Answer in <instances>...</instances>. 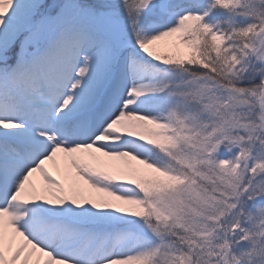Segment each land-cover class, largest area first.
<instances>
[{
	"label": "snow or ice",
	"instance_id": "1",
	"mask_svg": "<svg viewBox=\"0 0 264 264\" xmlns=\"http://www.w3.org/2000/svg\"><path fill=\"white\" fill-rule=\"evenodd\" d=\"M0 264H264V0H0Z\"/></svg>",
	"mask_w": 264,
	"mask_h": 264
}]
</instances>
